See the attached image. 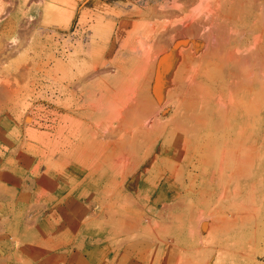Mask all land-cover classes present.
Returning a JSON list of instances; mask_svg holds the SVG:
<instances>
[{
	"label": "rangeland",
	"instance_id": "1",
	"mask_svg": "<svg viewBox=\"0 0 264 264\" xmlns=\"http://www.w3.org/2000/svg\"><path fill=\"white\" fill-rule=\"evenodd\" d=\"M102 1V7H97L96 0H72L75 8L72 11L69 5L67 9L72 15L66 21L62 17L65 10L58 12L56 19L50 18L51 14L46 11L48 0H0V264H122L118 252L123 247L128 250L126 264H162L169 257L167 264H204L205 259L210 264H264V154L258 158L246 156L217 177L216 185L230 187L224 198L217 193L209 195L205 201L180 198L176 200L180 208L174 210L169 209L171 202L165 199L152 205L157 197V194L152 195V189L159 181L155 174L140 185V196L124 195L125 186L130 183L126 181L140 174L146 166L141 165L138 170L140 162L152 153V141L142 136L144 128H149L152 106L149 104L147 108L146 102L141 108L147 111L140 113V108L135 109L132 104L136 106L139 98L144 100L146 94L153 95L159 83L166 85L167 66L162 60L179 48L183 50L184 45L192 41L190 37L175 36L174 39L175 24L178 28L187 15H192L199 7V2L193 0L197 3L192 2L190 6V0H129L133 21L129 22L128 29L136 24L134 30L133 27L130 30L134 32L131 36L135 38L140 33L139 37L144 36L141 48L146 54L136 57L137 40L130 39L124 44L117 40V45H123L117 46L113 39L110 43L106 41L104 48L100 47L98 59H94L88 52L90 33L95 37L100 32H114L116 36L119 28L116 25L115 30L112 25L108 28L105 23L112 20L113 24L120 23L104 7L118 1ZM63 4L65 2H58L59 6ZM97 8L101 12L98 17L104 13L101 17L104 24L97 21ZM154 13L157 15L152 16ZM184 39L186 42H180ZM176 42L179 45L175 46ZM199 42L202 46L203 41ZM81 43H86L83 48ZM193 62L189 63V71L198 69L199 62ZM105 78L118 84L120 81L130 83V79L133 83L137 78V83H133L137 84L135 87L145 92L148 86L151 92L146 90L148 93L141 96L137 88L130 91L126 87L125 91L117 85L112 98L118 104L122 99L134 101L132 98L139 93L136 102L126 106L128 109L131 105L136 113L132 107L128 109H133L131 113L126 108H122L120 114L118 108L112 112L102 107L97 108L102 111L90 112L91 103L79 101L87 99L86 88L92 89L91 98L98 101L103 92L98 87ZM209 95L198 97L191 106H186L202 112L194 116L167 115L157 121L155 131L236 130L244 124L249 129L264 128V118L240 121V114L235 117L218 112L219 107L209 100ZM86 108L92 116L81 115L87 112ZM27 116L33 117L32 123L25 120ZM72 117H84L89 127L79 126L73 130ZM95 117L98 122L94 121ZM94 143L99 146L97 152ZM87 145L94 149L93 156L92 153L83 154L79 159L68 156L73 153L72 149L88 148ZM62 156L77 166L92 165L84 172L77 168L75 176H70L72 169L56 163ZM46 157L51 158V164L47 165ZM117 160L124 162L119 173L111 167ZM96 165L99 167L95 168ZM182 165L174 169L172 181L176 186L182 185L187 176ZM203 169L197 171L200 179H208L215 167H209L208 171L205 168V172ZM108 179L115 181H111L115 189L112 191L116 193L113 198L105 190L111 185ZM42 185L49 188L45 193L40 190ZM72 196L78 205L75 212L82 214L79 222L77 217L69 215L62 220L46 217L54 209L61 212L66 208L72 202L67 199ZM122 211L133 217L125 229L119 224ZM208 212H212L218 222L215 221L213 228L198 226V216ZM238 212L241 218L230 217L233 223H229V214ZM141 222L146 227L140 226ZM69 223L76 227L79 224L80 230L74 233L59 227ZM53 224L58 226L51 228ZM198 229L203 232L201 239L195 234ZM27 238L29 241L25 242ZM170 244L176 246L164 255Z\"/></svg>",
	"mask_w": 264,
	"mask_h": 264
},
{
	"label": "bare ground",
	"instance_id": "2",
	"mask_svg": "<svg viewBox=\"0 0 264 264\" xmlns=\"http://www.w3.org/2000/svg\"><path fill=\"white\" fill-rule=\"evenodd\" d=\"M60 1L65 2V4L60 5L61 7L58 5V2ZM192 2L193 0H190V6L191 4L194 3ZM197 2H199V7L197 6V8L193 11L194 13L193 14L191 13L192 15L188 14L187 18L184 19L182 24L181 23L179 24L180 26L178 28H176L177 25L175 24V29H177V32H175L176 34H174V39L176 38L175 36L178 37L181 36L186 38L190 37L192 41L191 44L184 45L183 50L179 48L180 50L177 49V51H174L169 57L162 60V62H164L163 64H165L166 62V66H167L166 73L168 75V80L166 85H164V83L163 84L159 83L158 86L155 87L153 95H151L152 93L151 94L149 93L150 96L146 94L145 96L147 97L148 95V97L146 98L144 96L143 97L145 98L144 100L143 99L141 100L140 98L142 97L139 96L140 98L136 102V98L138 94L141 92L137 87H135L137 86V84L136 85L133 84L134 82H136L137 78L133 83H131L130 81L131 79H130L129 80L130 83L128 82L122 83L120 81L119 84L118 82L113 83V81H110L111 80L110 78L108 79L105 78L104 83L100 81L102 84L101 86L99 85L98 87L101 90L103 89L102 92L103 95L101 94L100 99L98 101L96 100V98H91L90 93L92 92L91 91L92 89L89 90L90 88H86V90L87 89L88 90L84 92V95L87 97V99H83L79 101L83 103L90 102L92 106L90 108L91 109L90 112H94V113L95 112L97 113V111L98 112L102 111L100 109H97L102 107L101 109L103 110L111 109L110 111L112 112L114 108H118L121 110L119 112L121 114V112L123 113L122 108L127 109L126 107L127 104L135 103V102H136L135 103L136 106H134V104H132V106L135 109L140 108V113L147 111L144 110V107L141 108L142 105H146V102L148 103L146 105L147 108L150 106H152L151 107L152 109L156 107L154 111H152V109H149L150 110L149 117L151 116L150 118L151 122L148 123L149 128L147 127L144 128L142 135L144 137L143 139L147 140L148 142L152 141V146H150L152 153L147 157H145L142 162H140L138 170L144 164L146 165L145 168L140 172V174H138L137 177L134 178L133 180L126 181V183L127 182L130 183L127 186H125L126 193L124 195L126 196L132 195L134 198L140 196L142 193L140 185L142 183H145V181H147L152 176V174H155L159 178V181L156 184V186L152 189V195L155 196L157 194V197L155 198L154 202H152V205L155 204L158 205L165 199L167 202L168 201L171 202L169 206V209L171 210L180 208V205L176 203V200L180 198L190 199L191 201H200L204 199L205 201L208 198V196L213 193H217L221 198H224L225 194L230 192V187L228 188L224 186H219L218 183L216 185L217 177H221L222 175H224L227 168L235 166V164H238L241 160L246 158V156L258 158L264 154V128L262 126L257 128H255L256 127L255 126L254 128L249 129L244 124V125H239V128L236 130H221V131L220 130L204 131L201 129H193V130L163 129L161 131H155V127L158 124L157 121L160 118L166 117L167 115L175 114V115H184V116H194L195 114L202 112V110L194 109L192 107L187 108L186 106H191V104L196 100V98L203 97L208 93L210 94L209 100L219 107L216 109L218 112H223L224 114H229L231 116L233 115L235 117H237L240 114V121L247 120L249 118H258V119L264 118V0H200V1L197 0ZM69 5L71 7V10L74 11L75 4L71 3L70 0H48L46 11L47 13L51 14L50 18L56 19L58 12H62V10L64 12L65 10L64 15L62 17H64V19H66L67 21L70 15H72V12L68 11ZM157 8H156V13H157ZM161 13H163V11ZM179 13L181 16V12ZM134 14H138V13H134ZM154 15L156 16L157 14L154 13L152 16ZM171 15L173 16L172 12ZM176 15L177 14H175V16ZM135 25L136 24L132 25L133 30ZM128 26H129V22L126 21L125 23V21H122L116 36L114 35L115 33L112 31H111L112 33L110 34L108 32L107 34L106 32L105 34L100 32V35H96L95 37H93V34L90 33L91 35L89 37L91 38L88 40V44L90 42V44L88 45L90 46L88 51L90 52L89 53L90 56H94V59L96 58L98 59L99 56L98 52L100 47L104 48L106 46V41H109L110 43V41L113 39H114V45H117L116 44L117 40L123 41L121 42L122 44H124V42H127L130 39L137 40L138 44H136L135 46L138 48V50L136 51L137 53L136 57L145 55L146 53L144 54V50H142L141 48L143 47V41L145 40L144 36L143 38L139 37V35L141 34L140 33L137 37L134 38V36H131V33L133 31L132 32L130 31L132 27L129 30ZM109 27H111V25H108V28ZM124 30H126L127 33H124ZM112 34L115 37H113ZM200 40L203 41L202 46L201 44H199ZM180 42H186V40L184 39V41H180ZM85 44L86 43H81L80 47L83 48V45L85 46ZM122 44L119 43L118 45H122ZM132 45L133 44H131V46ZM176 45L179 44H177L176 42L175 46ZM80 51H84V50L81 49ZM11 52L14 51L12 50ZM131 52H132V48H131ZM142 60L143 58L138 61H142ZM192 61H194L195 63L196 61L199 62V66L198 69L195 70L193 69L189 71L188 66H190L189 63ZM194 62L193 64H195ZM153 73H154V69H153ZM155 73H156V68H155ZM152 76L150 78H154ZM121 78L119 79L121 80ZM133 79L134 78H132V81ZM140 80H142V78ZM152 80L150 79V81ZM150 81L148 80V82ZM117 85L123 88V90L124 88L126 89V87L130 89V91L131 89L134 90L135 88H137L138 91L136 92L139 93L137 94L135 93L136 97L133 95V97L135 98H132L131 97L132 94L130 96L135 102L132 100L130 102L129 101L130 98H128V100L126 99L123 100L121 98L122 101L121 102L118 101L119 104L116 103V101H114L112 97L114 95V91L116 90L115 88L118 87ZM146 85L147 84H145V86ZM151 86L150 89L152 88ZM147 88L149 89L148 86ZM146 90L145 92L142 91L140 95L142 96V94L144 95L145 93H148L146 92ZM125 91H127V89ZM130 91L129 93L126 92V94L129 95ZM151 96H153L152 99L151 100L149 99L148 101L147 99ZM174 97L176 98V100L174 99ZM166 98L167 100L169 99L170 100L165 101ZM172 99L175 101H171ZM149 104L150 106H148ZM111 105H113L112 108H110ZM132 106L130 105L128 109ZM182 107H184V109ZM133 109L129 110L130 113L133 111ZM141 109H143V111ZM85 111H87L88 113L84 112L83 114L81 113V115L92 116L90 115L88 109ZM138 111L139 110H137V112ZM170 111H172V114H170ZM134 113H136V110ZM147 113L145 112V115H147ZM124 114L126 115L127 112ZM126 116H128V114ZM67 118H70V116ZM83 119L84 117L71 118V121H73L71 122L73 126V130H75V128L78 129L79 126L82 127V129L83 127L84 129H87L89 127V126L87 127V123L84 122ZM93 119H96V117ZM25 120L32 123L33 117L27 116ZM98 120L99 119H96L94 121L98 122ZM69 141L66 140L67 143ZM60 142H62V140ZM95 145L96 144L94 143L93 146L97 152L99 151L98 150L99 146L96 147ZM87 147L88 148L76 147L72 149L73 153L68 156L69 157L74 156L76 159L77 158L79 159L81 155L83 156V154L85 155L88 153L90 154L92 153L91 155L93 156L94 149L90 148L88 145ZM46 159H47V165L51 164L52 162L51 158L46 157ZM117 161H116L117 163L116 164L113 163L111 167L112 170L119 173L120 168L123 167L124 162L121 160H117ZM56 163L59 164L62 163L63 168L72 169L70 172V176H75L77 168L82 169V171L84 172V169L88 170V168L92 165L90 164L88 168L87 167L85 168L81 164L80 166L79 165L77 166L71 163V161L64 159L63 156L60 157V160L58 159ZM181 165L185 168L187 172V176L182 182V185L176 186L172 181L173 173L175 171L174 169L177 166H181ZM98 167L99 166L96 165L95 168ZM203 167H204L203 172L206 171L205 168H207L208 171L209 167H215V170L213 174H211L210 178H208L209 177L208 176L207 177L208 179L203 177H202L203 179H200L201 174L200 172L198 173L197 171H201ZM95 172L96 171H94L92 175ZM60 173H62V171H60ZM96 181L95 183H97ZM107 181L108 183H111V181L114 180L108 179ZM114 182L111 183L110 188L108 189L105 188L106 191L112 194L110 196L111 198H113V196L116 194L113 192L115 191V189L112 187L114 185ZM47 189L49 188L46 187V185H44V187L43 185L40 186V190L44 193ZM118 198H120V195L118 196ZM43 200L51 201L52 199H43ZM67 200H71L72 202L67 204L66 208L62 209L61 212H56V209H54L50 211V214L46 215V217L48 219L58 217L59 220H62L65 219L67 215H69L70 217L71 216L77 217L76 221L79 222V217L82 216V214H78L74 210L75 208H78L77 203L73 201L76 200V198L72 196L71 199H67ZM146 207L150 208L149 205H147ZM121 208H123V206ZM208 213H204L198 216L199 218L197 221L198 226L203 225L204 227H206L208 225L209 227L213 228V224L215 223V221L218 222V219L213 218L214 215L212 212H210L212 216H209L210 213L209 214ZM241 216H242L241 212L240 213L238 212L236 214L231 213V215L229 214L228 221L229 223H233V220H231L230 217L239 219L241 218ZM132 219L133 217L130 213L122 211L121 218H119V224L121 228L125 229V227H128ZM149 223L151 224V222ZM57 226L58 225L53 224L50 227L55 229ZM140 226L146 227L145 223L143 222H141ZM59 227L62 228V230L64 229L68 232L74 231V233L75 231L80 230L79 224L78 227L73 226V224L70 223L63 224V226L59 225ZM202 233L203 232H201L199 229L195 232V234L198 237L202 236ZM199 239H201V237ZM28 241L29 238L25 240V242ZM167 246L168 247H166V249L163 252L164 255H166L167 251H170L171 248H174L176 244H170ZM127 252L128 250L126 249V247L121 248L118 252V259L119 262H121L122 264H126ZM169 258L164 259L162 264H167L170 261ZM204 264H210V263L207 259H205Z\"/></svg>",
	"mask_w": 264,
	"mask_h": 264
},
{
	"label": "crops",
	"instance_id": "3",
	"mask_svg": "<svg viewBox=\"0 0 264 264\" xmlns=\"http://www.w3.org/2000/svg\"><path fill=\"white\" fill-rule=\"evenodd\" d=\"M97 2V7L103 5V1L102 0H96ZM118 2H110L109 4L105 5L104 7H106V10L109 11V13H111V15L113 14V16L115 15V17H117L118 21H120L119 24H113V20L111 23H105L107 25H112L113 29L115 30V25L117 26V29L119 28V26L121 25L123 19H125V21L132 23V9L130 11V8L132 4V2H129V0H117ZM71 3L75 4L74 2H72V0H70ZM134 5V4H133ZM133 7V6H132ZM98 15H101V12L98 11L97 8V12H96V17H97V21L98 22H102V24H104L103 22V18H101L104 13L102 14V16L98 17ZM113 30V31H114Z\"/></svg>",
	"mask_w": 264,
	"mask_h": 264
}]
</instances>
